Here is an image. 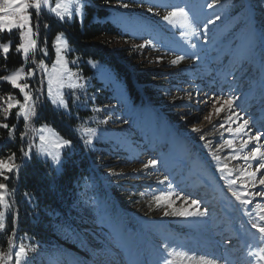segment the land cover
Here are the masks:
<instances>
[{
	"label": "rangeland",
	"instance_id": "374dc122",
	"mask_svg": "<svg viewBox=\"0 0 264 264\" xmlns=\"http://www.w3.org/2000/svg\"><path fill=\"white\" fill-rule=\"evenodd\" d=\"M143 1L119 0L118 3V0H80L83 5L81 13L64 21H60L48 8L41 11L39 48L47 49L42 44L49 29L44 25H51L48 22L53 21L60 26H72L77 22L80 30H83L87 18L91 22L100 19L98 8H109L110 14L106 17L114 22L123 18V27L131 33L129 40L143 39L141 43H132L134 47L151 41L146 47H139V69L162 72L159 77L150 75L146 81L147 85H154L158 89L149 96L152 103L146 105L132 102L124 84L102 61L83 60L70 44L65 30L54 34L51 57L48 49L47 56L38 51L35 57H31L32 67L29 69L35 72V76L28 79L32 81L33 97H39L36 111L45 95L53 109L61 110L76 120L72 129L80 138H85L84 141L91 135V130H95L97 135L89 145L91 150L104 148L103 158H108V153H121L126 158H132L128 163H123L124 159H120L121 163L101 161L92 174L80 181L75 199L80 211L78 217L81 216L83 221L87 218L91 223L84 227L79 225L76 218L75 221L85 233L58 228L60 236L72 240L76 248L92 261L75 253L61 256L53 251L48 252L46 257H58V264H162L164 259H171L172 264H198L201 258L216 260L217 264H264L256 255H250L264 250V238L251 227L252 223L264 224L257 215L264 209V199L257 197L250 205L244 206L232 197L227 182L220 178L222 174L217 171V162L210 154L217 150L223 140L233 138L220 128L228 112L225 110L219 117L213 114L211 123L204 119L211 110L210 101L214 97L233 94L237 97L234 102L236 111L244 119L250 120L251 129L245 135L235 137V146L238 147L240 139L247 138V135L264 133V0H219L211 9L207 4L212 0H158L161 8L148 6L152 5L153 0H146L148 4ZM56 3L57 0H49L52 7ZM72 3L70 10L74 12L75 0ZM121 4H128L129 7H121ZM173 7L185 8L193 26L201 33L191 37L188 43L180 35L182 31H188L187 28L179 25L173 27L162 19ZM149 8L152 9L151 14H145ZM214 15H219L221 19L208 26L205 41L204 24L214 19ZM35 19L34 13L33 22ZM137 21L149 26L138 25ZM164 28L168 29V34L157 35V30L161 32ZM13 32L18 34L17 31ZM58 34H63L70 49L63 53L70 62L68 67L79 77L73 81L79 85L77 88L61 89L67 108L52 104L48 97L47 79L38 68L39 60L43 59L48 72L52 73L57 59L54 44ZM190 44L197 47L192 48ZM192 54L198 59H193ZM177 56L184 59L172 65L171 60ZM86 68L90 72L87 73ZM9 72L5 75L14 71ZM172 77L180 82L173 83ZM28 79L24 82L28 83ZM3 82L0 81V84ZM64 83H69L67 78ZM14 97L23 100L19 91ZM2 104L3 101H0ZM156 108H159L158 112L153 111ZM17 111L18 108L13 109L7 120L0 112V122L8 123L11 117L18 121ZM35 116L27 129L20 118L26 133L23 148L27 151L31 146V152L37 158L59 169L60 163L38 156L39 129L46 125L45 134L49 137L69 139L62 137L50 124L42 123L35 130L32 123ZM105 119L108 122L102 123ZM237 123L231 126L235 128ZM225 127H228L226 123ZM193 128H200L201 131L194 132ZM201 135L205 136V141L199 139ZM2 139L0 142H3ZM139 141L141 145L133 146ZM259 143L264 150V138ZM255 146L256 142H253L240 155ZM217 154L221 162L229 167L239 169L245 166L243 160L226 159L230 154H235L230 149L225 148ZM149 159H156L159 163L143 170L142 166ZM20 161L16 163H25V160ZM134 161L136 163L133 164ZM239 175L237 171L231 178ZM165 176L168 181L159 184L158 181ZM17 180L13 175L14 184L8 185L6 199L11 207ZM168 183L173 185V192L189 197V201L185 202L172 196L171 199L175 200L173 208L194 211L195 206H190V201L195 199L200 202L201 210H208L207 215L179 216L171 214L172 208H168L169 215H164L167 205L162 203L157 207L153 197L161 191H168ZM115 187L118 192L132 196L134 206L131 203L118 205ZM235 187L239 188L240 185ZM258 188L250 191L255 192ZM135 203L140 205L135 206ZM91 231L101 237L102 243H85ZM167 249L174 250L171 256H168Z\"/></svg>",
	"mask_w": 264,
	"mask_h": 264
},
{
	"label": "trees",
	"instance_id": "16d2710c",
	"mask_svg": "<svg viewBox=\"0 0 264 264\" xmlns=\"http://www.w3.org/2000/svg\"><path fill=\"white\" fill-rule=\"evenodd\" d=\"M101 1L108 2L109 0ZM143 2L148 4L146 0ZM148 6H151V8H161V3L158 0H153L152 5ZM148 13L151 14L149 11L145 14ZM97 14L100 19L91 22L87 18L83 30H80L77 22L72 26H60L53 21L48 22L51 25H49L50 27L47 30V35L42 46L49 50V56L51 57L53 54L52 38L54 34L57 31L65 30L70 44L73 45L75 52L83 60L93 59L102 61L114 71L116 78L124 84L128 98L132 102H141L149 105V103H152L149 101V96L151 97L155 94L158 89L154 85H147L146 81H148L147 79H149L150 75H158L159 77L162 72L139 69L140 62L138 60L141 57V50H139L138 46L134 47L132 43H141L143 39H138L137 41L129 40L131 33L126 27H123V18L122 20L118 18L117 22L107 18L106 16L110 14L109 8L100 7L97 9ZM137 24L144 27L149 26L148 23L144 22L137 21ZM157 31V35L164 36L168 34V29L166 28L162 29L161 32ZM9 41H11V51L7 59H5L4 54L0 51V75L2 76L10 73L9 70L15 71L21 66L24 67L25 71L32 67L31 57L25 62L22 55L16 52V44L19 43L18 34L14 32L11 34L7 32L0 33V43ZM86 72H90V69L86 68ZM171 80L173 83L180 82L176 77H172ZM28 84L30 87L32 86L30 79H28ZM0 85V97H4L5 99L8 96H14L19 91L18 89H13L6 82ZM158 109H153V111L158 112ZM36 113L32 122L35 130L37 125L42 123L50 124L62 137L68 138L71 141V146L63 149L59 169L51 166L48 161H42L40 158H37L32 152L31 158L25 160L11 198V213L6 215V231L0 232V252L8 251V237L12 236L13 242L11 247L14 251L11 253L13 256L11 264H15V250L18 249L21 243L28 249H35L34 251H28L27 264H58V257H46V254L50 251L61 256L75 253L89 259L82 250L76 248V244L72 240L60 236L58 228L64 227L68 228L70 232L83 233L84 231L80 230L82 229L80 226H90L91 221L87 220V218L83 221L81 216L78 217L80 211L75 199L80 181L92 174L94 167L101 161H117L121 163L120 159H124L123 163H128L132 158H126L121 153H108L109 157L103 158L104 148L91 150V147L85 144V138H80L76 134V131L72 129L76 120L66 116L61 110L53 109L45 95ZM17 120L11 117L8 121L9 125H17L12 139L9 138L6 129L0 128V139L3 138V142H0V157L14 152L16 153V162L19 163L20 160H23L21 133H24V131L20 118H17ZM137 145H141L140 141L139 144L134 143L133 146ZM135 161L133 164L136 163ZM12 181L13 177L12 180L7 181V184L12 186L14 184V181ZM113 189L118 205L122 206L131 203L134 206V203L131 201L132 196L126 195L127 193L122 194V192H118L116 187ZM26 193L27 195H25ZM139 205V203H135V206ZM16 213H18L16 220L17 232L13 233V214ZM75 218L80 222V226L76 224ZM101 241V237L93 231L85 239L86 244H91L92 242L100 244L102 243ZM89 261H92V259H89Z\"/></svg>",
	"mask_w": 264,
	"mask_h": 264
},
{
	"label": "snow or ice",
	"instance_id": "6c2138e0",
	"mask_svg": "<svg viewBox=\"0 0 264 264\" xmlns=\"http://www.w3.org/2000/svg\"><path fill=\"white\" fill-rule=\"evenodd\" d=\"M119 3V0H118ZM219 3V0H212L211 3L207 4L208 8H213ZM82 4L80 0H75L73 12L70 10L73 7L72 0H57V3L54 7L49 4V0H0V33L7 32L11 34L13 31L18 32L19 43L16 44V52L21 54L23 60L27 62L30 57H35L38 51L44 52L45 56L48 55L47 49H41L38 45L39 37V17L43 8H48L51 13H53L60 21H64L66 18L73 19L74 15L81 13ZM121 7L127 8L128 4H121ZM149 12H152V9H148ZM33 12H35V22H33ZM162 19L168 22L173 27L179 25L182 28H187L188 31H182L180 33L181 37L185 40L186 43L190 41V38L193 36H198L201 33L193 26L191 20L189 19V13L183 7H173L168 11ZM219 15H214V19H209L204 24V39L207 40L206 31L208 26L214 24L215 21L220 20ZM45 28H49L48 24L44 25ZM151 41L145 42L138 47L144 48L147 44H150ZM55 52H56V61L53 65L52 73L48 72V69L45 65L43 59L39 60L38 68L44 73L45 78L47 79L48 84V97L51 99L53 105H56L61 108H67L68 105L65 101L64 94L61 89L67 87L70 89H75L79 85L73 82L76 79H79L76 73H73L69 69L67 61L63 55L65 50H69L68 45L65 43L63 34H58L55 37ZM190 47H197L196 44H190ZM0 51L4 54L5 59L9 52L11 51V41L6 43H0ZM193 59H198L195 54H192ZM183 56H177L175 59L171 60L172 65L178 64ZM159 60V58H158ZM35 62V61H34ZM35 76V72L32 69L24 70V67L21 66L19 69L15 70L9 75L0 76V81L7 82L13 89H18L19 93L22 94L23 100L16 99L14 96H8L6 99L0 97V101H3V104L0 105V112L3 113L5 120L10 116V113L13 109L18 108L16 112V117L22 118L25 123V128L27 129L30 121L36 113V101L39 97L34 98L32 95V89L26 81L28 78ZM67 78L69 83L65 85L64 80ZM43 83V80L41 81ZM54 85H58L55 87ZM40 91V89H37ZM191 99V97H189ZM237 100V97L233 94L221 95L214 97L211 103V110L208 115L204 117L209 123L212 122L213 114L219 117L222 112L227 110L228 115L224 117V123L220 124V128L227 132L230 137L229 139L223 140V143L220 144L216 151L211 152L212 158L217 162V171L221 175V179L227 182L228 191L231 193L232 197L236 201H239L241 205L248 206L253 200L257 197L264 199V150L260 145V141L264 138V133L257 132L255 135H247V138L240 139L239 146H235V137L243 136L247 132H250V120L244 119L239 112L236 111V105L234 102ZM107 119L102 121V123H107ZM234 122H238L237 126L233 128L231 125ZM127 123V122H125ZM225 123L228 127H225ZM17 125H9L6 122H0V128L6 129L8 131V136L10 139L13 138L14 131ZM47 126L45 125L39 132L40 145L37 150L38 156H44L50 158L52 161L59 164L61 162V153L63 149L71 146V141L66 140L60 137H49L45 134ZM194 132H200V128H193ZM26 133H21V139L23 140ZM97 134L95 130H91V135L85 141V144L90 145L93 142V137ZM223 136V132L221 133ZM201 141H205V136L201 135L199 137ZM256 142V146L251 148V151L240 155L242 150L247 148L250 144ZM210 146V144H209ZM230 149L235 154H230L226 159L232 160H243L244 167L235 168L229 167L227 163H222L220 156L217 154L220 150ZM23 160H28L31 158V146L30 149L25 151L21 149ZM255 162V164H253ZM158 160L149 159L143 166V170H147L149 167H155L158 164ZM23 164L16 163V153L0 157V232L6 231V215L11 213V205L6 199L8 193V184L7 181H10L15 175L16 179H19V172ZM239 172L241 175L237 176L235 179L231 178L233 173ZM113 175H122V173H110ZM168 181V177L165 176L162 180H159V184H165ZM237 184L240 185L239 188L235 187ZM259 186L258 190L255 192L250 191V189H256ZM173 185L168 183V191H161L159 195L153 197L156 206L159 207L162 203L166 204L164 215H169L168 208H172V213L179 216H199L204 217L207 215L208 210L200 208V202L193 199L190 201V206H195L194 211H188L187 208L175 209L173 204L175 200L171 199L175 195L176 200H183L185 202L189 201V197L182 193L177 194L172 191ZM27 195V193L25 194ZM143 195V193H142ZM31 199V197H29ZM259 207V205H257ZM259 216V221L264 222V209H261L257 213ZM18 218V213L13 214V233L17 232L16 220ZM251 227L256 229L262 238H264V224L262 223H252ZM13 242L12 236L8 237L9 249L7 252H0V264H9L13 259L11 253L14 249L11 247ZM165 248L167 246H164ZM29 250L21 243L17 250H15L14 260L15 264H27V256ZM172 249H167L168 256L173 254ZM256 255L259 260L264 261V250H261L256 253H250ZM162 264H172L171 259H164ZM198 264H217L216 260H206L201 258Z\"/></svg>",
	"mask_w": 264,
	"mask_h": 264
}]
</instances>
